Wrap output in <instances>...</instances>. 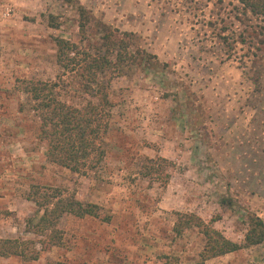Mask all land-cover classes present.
I'll list each match as a JSON object with an SVG mask.
<instances>
[{"label":"rangeland","instance_id":"1","mask_svg":"<svg viewBox=\"0 0 264 264\" xmlns=\"http://www.w3.org/2000/svg\"><path fill=\"white\" fill-rule=\"evenodd\" d=\"M105 29L137 62L101 76L113 105L107 155L75 174L48 161L23 89L57 83L60 99L85 106L91 98L58 65L56 39L96 55ZM157 157L171 162L166 186L143 177ZM34 187L96 204L109 221L67 215L62 245L42 250ZM177 213L216 220L238 244L252 217L264 221V17L237 0H0V239L31 242L39 256L0 264H264V243L204 262V237L178 236Z\"/></svg>","mask_w":264,"mask_h":264},{"label":"trees","instance_id":"2","mask_svg":"<svg viewBox=\"0 0 264 264\" xmlns=\"http://www.w3.org/2000/svg\"><path fill=\"white\" fill-rule=\"evenodd\" d=\"M73 3L74 0H57ZM254 16L264 17V0H237ZM79 27L83 35L89 24V13L80 8ZM57 63L65 73H76L82 84L83 93L91 98L83 107H76L56 95L57 83L27 82L23 91L34 103V111L39 120V140L46 145L47 159L50 163L68 169L75 174L86 175L95 171L104 162L107 150L104 138L110 130L113 107L108 90L110 82L101 76L108 71L126 75L127 65L137 62V55L129 54L128 43L117 37L116 33L106 30L98 54L92 55L70 41L56 39ZM115 57V61H113ZM143 177L156 179L164 186L170 176L165 167L171 162L162 157L146 158ZM28 199L35 203L38 210L37 223L33 233L45 238L42 250L62 245L58 227L63 217L69 215L78 219L87 217L109 221L103 217L101 207L93 203H83L72 196H65L60 189L34 187ZM175 232L182 236L186 231L196 229L205 239L201 259L209 261L245 248L264 243V221L255 216L250 219L249 229L243 244L226 238L214 227L216 220L205 222L194 214L177 213ZM31 242L0 239V257H20L34 261L38 254L28 252Z\"/></svg>","mask_w":264,"mask_h":264}]
</instances>
